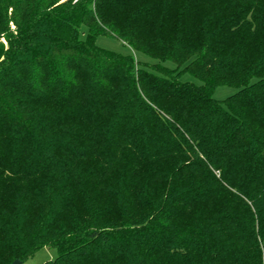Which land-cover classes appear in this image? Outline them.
Listing matches in <instances>:
<instances>
[{
  "label": "trees",
  "instance_id": "1",
  "mask_svg": "<svg viewBox=\"0 0 264 264\" xmlns=\"http://www.w3.org/2000/svg\"><path fill=\"white\" fill-rule=\"evenodd\" d=\"M43 249L264 264V0H0V264Z\"/></svg>",
  "mask_w": 264,
  "mask_h": 264
},
{
  "label": "rangeland",
  "instance_id": "2",
  "mask_svg": "<svg viewBox=\"0 0 264 264\" xmlns=\"http://www.w3.org/2000/svg\"><path fill=\"white\" fill-rule=\"evenodd\" d=\"M86 32V31H85ZM85 35L82 36L84 38ZM98 46L123 55H131L133 54L136 59L142 60L144 62L152 63L154 62L151 59H148L146 57H143L139 54L134 53L129 47L125 46L122 44V42L112 39V38H106V37H100L97 42ZM170 68H174L175 66L171 63L166 64ZM182 81L184 82H190L194 83L197 85H200L201 83L194 79L193 77L189 75H185L182 77ZM237 91L233 88H227V87H222L219 88L216 93H215V99L218 101H223L226 98L234 95ZM57 259V252L53 249H43L40 252H38L32 259H30L28 262L25 264H46L49 262H53Z\"/></svg>",
  "mask_w": 264,
  "mask_h": 264
},
{
  "label": "water",
  "instance_id": "3",
  "mask_svg": "<svg viewBox=\"0 0 264 264\" xmlns=\"http://www.w3.org/2000/svg\"><path fill=\"white\" fill-rule=\"evenodd\" d=\"M14 264H21L20 262H15Z\"/></svg>",
  "mask_w": 264,
  "mask_h": 264
}]
</instances>
